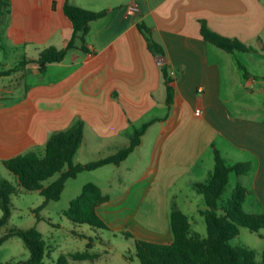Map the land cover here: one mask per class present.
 <instances>
[{"label": "crops", "instance_id": "0c3cea01", "mask_svg": "<svg viewBox=\"0 0 264 264\" xmlns=\"http://www.w3.org/2000/svg\"><path fill=\"white\" fill-rule=\"evenodd\" d=\"M66 2L10 0L1 24L0 64L6 46L21 52L16 65L1 69L13 68L24 58L37 60L48 47L68 44L74 27L64 10ZM71 2L108 12L90 23L86 37L90 51L73 49L45 71L29 62L9 75L0 74L12 79L9 86L4 81L0 85L2 99L5 93H14L19 77L25 81L18 99L0 103V159L42 153L53 133L83 120L85 138L74 160L85 163L78 157L84 149L90 156L99 154L97 159L114 154L129 144L136 129L155 120L126 160L103 166L120 170L117 185L122 193L102 204L111 207L102 213L101 205L100 214L113 216L118 223V216H125L123 208L136 203V211L156 212L153 218L143 213L141 218L155 226L167 225L173 206L190 208L194 203V195L177 197L184 194L183 188L197 191L194 184L209 178L216 150L230 164L251 163L250 171L239 175L235 184L249 189L243 207L250 213L264 212V60L250 57L249 65L240 51L228 52L201 33L205 20L214 31L258 50L244 53L264 57V0ZM134 2L140 10L130 13ZM140 23L151 27L163 54L150 49ZM240 64L247 68V76ZM165 66L174 78L172 105L167 103ZM28 72L42 75V81L27 84ZM149 138L153 148L147 158H131L140 151L147 155L142 148ZM129 161L134 167L125 166ZM137 168L141 172L135 175Z\"/></svg>", "mask_w": 264, "mask_h": 264}, {"label": "trees", "instance_id": "16d2710c", "mask_svg": "<svg viewBox=\"0 0 264 264\" xmlns=\"http://www.w3.org/2000/svg\"><path fill=\"white\" fill-rule=\"evenodd\" d=\"M65 13L71 19L74 33L68 44L61 49L48 47L44 49L37 60L27 59L17 66L3 70L0 74L9 75L29 62H37L41 71H45L49 63L62 61L68 53L76 48L90 51L86 37L90 31V23L105 16L108 10H90L79 6L71 0L65 4ZM10 11V0H0V33L1 24ZM144 32L150 49L155 54H163L164 49L153 37L152 29L146 23L139 24ZM201 33L204 38L214 45L228 52H256L253 46L245 44L239 38L222 35L210 28L205 20H201ZM245 75L247 68L240 64ZM164 77L167 86V103L174 102V78L165 66ZM0 90V99H2ZM146 122L136 129L129 144L109 156L85 162L76 163L74 158L85 138V123L78 120L71 127L57 131L47 141L45 150L40 153L29 151L17 156L4 159L5 167L13 172L17 184L0 179V198L2 217L0 228L5 226L11 216V196L18 190H38L45 197V202L59 200L69 178H75L86 170H95L108 164L120 165L142 143V137L153 123ZM251 168L250 162L230 164L216 150V163L209 178L203 182H196L194 188L203 194L207 207L201 210L207 222L208 235L201 236L193 231L190 217L176 206L170 212V225L173 232L172 241H155L143 238L135 239L136 254L141 264H264V250L258 260L256 250L238 246L230 240L240 233L241 227H247L259 232L264 228V212L250 213L244 210L243 204L249 194V189L238 182L232 190L231 196L224 201V194L231 182V174L242 175ZM58 174V178L49 184L47 180ZM20 188V189H19ZM95 182L84 185L81 193L74 198L64 214L75 223H87L100 228L109 227L99 213V207L109 201ZM131 236V233H127ZM19 236L23 239L31 256L28 260L6 262L0 264H43L47 249L42 232L36 227L28 229L11 228L0 236V245L6 240ZM92 247V243L88 244ZM74 259H95L97 254L89 250L71 254ZM57 264H68V257L61 255Z\"/></svg>", "mask_w": 264, "mask_h": 264}, {"label": "rangeland", "instance_id": "374dc122", "mask_svg": "<svg viewBox=\"0 0 264 264\" xmlns=\"http://www.w3.org/2000/svg\"><path fill=\"white\" fill-rule=\"evenodd\" d=\"M262 39L264 41V35ZM2 43L4 41L0 37V44ZM257 46H260V44ZM20 52V50L6 46L5 50H2L1 57L3 60L1 61L2 64H0V67L7 68L6 65H16L18 63L16 59L20 57ZM239 54L244 56V59L241 56L242 60L249 65H253L250 62V57L251 61L252 58H262L264 60V57L255 56L253 53L239 52ZM42 78L40 74L35 75L32 72H28L27 78L24 80H26L27 84L32 85L42 81ZM11 80L10 77H0V85H3L4 81V85L9 86L12 83ZM18 83V86L14 89V93H5L6 98L0 99V103H9V101L18 99L24 93L25 81L19 77ZM261 116L264 117V114ZM150 140L151 138L147 139V143L142 148L147 152V155L140 151L141 153L138 152L131 158H147L153 148ZM86 151L84 149L79 153L78 157L81 161L89 162L97 160L94 157H100L99 154L90 156L85 153ZM141 163L145 165L144 160ZM125 166L134 167L133 161H129ZM115 168L114 165H111L97 170H86L79 173L75 178H69L61 198L48 203L45 202V197L40 191L22 190L19 188L20 190L11 196V216L9 222L0 228V236L11 228L28 229L30 227H36L42 232L47 246L43 264H57L61 255L68 257V264H141L136 254L135 239L143 238L160 241L173 238V232L169 228L170 219L167 225L160 222L159 226H155L148 220L141 218V215L143 213L145 216L153 218L156 212L144 211L142 208L136 211V203L123 208L126 213L125 216H118V223L115 222L113 216L104 217L102 213H106L111 206L102 205L101 216L107 222L109 226L107 228H100L87 223H75L64 214V211L70 206L71 201L81 193L83 186L88 182L97 183L102 191L109 195L110 199L114 200L118 198L122 193V189L117 185V182L122 173ZM140 172V169L137 168L135 175H138ZM239 177L234 173L232 174L231 182L223 196L224 201L231 196ZM57 178L58 174L48 179L46 184L54 182ZM0 179H8L18 185L16 175L5 167L2 159H0ZM182 192L184 194L182 195L181 193L178 195L177 199L191 194V196H195V201L190 205V208L181 206L180 203L179 206H175L189 215L192 228L195 232L201 236H207L206 218L200 211V208L204 209L207 207L203 194L191 188H183ZM244 208L246 212L252 211L249 207L245 206ZM2 214L0 198V218ZM166 226H169L167 230L165 229ZM128 232L131 233V236L127 235ZM90 242L92 243L91 248L88 247ZM230 243L235 247L245 246L256 250L258 260H260L261 253L264 250V228L256 232L247 227H241L240 233L233 237ZM87 250L97 254V257L95 259H74L71 256V254L85 252ZM30 256V250L19 236L12 237L0 245V263L28 260Z\"/></svg>", "mask_w": 264, "mask_h": 264}, {"label": "built area", "instance_id": "2783aa9c", "mask_svg": "<svg viewBox=\"0 0 264 264\" xmlns=\"http://www.w3.org/2000/svg\"><path fill=\"white\" fill-rule=\"evenodd\" d=\"M139 10H140V7H139V5L136 2L132 3L129 6V12L130 13L138 12ZM196 111H197L198 114H200L202 112V110L200 108H198Z\"/></svg>", "mask_w": 264, "mask_h": 264}, {"label": "water", "instance_id": "95a60500", "mask_svg": "<svg viewBox=\"0 0 264 264\" xmlns=\"http://www.w3.org/2000/svg\"><path fill=\"white\" fill-rule=\"evenodd\" d=\"M158 58L161 60H164L165 59V56L164 55H159Z\"/></svg>", "mask_w": 264, "mask_h": 264}]
</instances>
